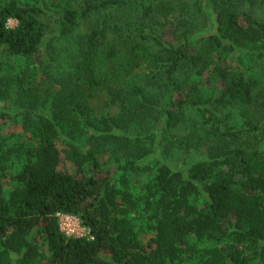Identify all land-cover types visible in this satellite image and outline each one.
Masks as SVG:
<instances>
[{"label":"trees","instance_id":"1","mask_svg":"<svg viewBox=\"0 0 264 264\" xmlns=\"http://www.w3.org/2000/svg\"><path fill=\"white\" fill-rule=\"evenodd\" d=\"M257 4L193 0L216 10L213 30L194 41L186 21L173 46L146 28L183 0H0V264H264V124L235 114L264 69ZM125 32L130 45L110 41ZM35 72L56 89L30 87ZM188 115L205 157L162 163L133 192L128 172ZM58 214L91 239L61 233Z\"/></svg>","mask_w":264,"mask_h":264},{"label":"rangeland","instance_id":"2","mask_svg":"<svg viewBox=\"0 0 264 264\" xmlns=\"http://www.w3.org/2000/svg\"><path fill=\"white\" fill-rule=\"evenodd\" d=\"M186 4L184 10L181 11L180 8H175L173 13L167 17L168 21L164 17H159L157 23L149 25L146 29L153 31L161 41L177 46L182 39L183 29L180 28L181 23L193 22L195 27L201 28L193 35V40L201 35L206 36L213 30V14L216 11L213 7L203 8L202 16L199 13H190V10H193V0H183ZM257 5L255 7H247V9L253 13L256 17L264 20V0H257ZM55 17V15H54ZM9 28H15L17 22L10 20L7 24ZM89 24H83L79 33L81 35H86L89 33ZM60 30L51 24L50 35H58ZM121 37L110 36V41L118 45H130V39L128 33L125 32L121 34ZM50 38V37H49ZM193 42V41H192ZM55 43V42H54ZM31 62V61H30ZM29 62V64H30ZM40 59H33L31 65H39ZM254 76L257 82V88L254 92L253 104L247 110L237 109L236 114V123L240 124L241 122L251 121L255 125L260 126L264 124V96L262 94V89L264 86V69L254 68ZM35 72L32 73L28 79L30 87L34 86L39 90L51 88L54 91L56 88L47 83L46 78L42 73ZM142 74L146 71L140 72ZM2 108H10V102L0 103ZM99 109V108H97ZM112 112H117L113 109ZM4 130L12 129L14 126L11 124H4ZM15 128V127H14ZM168 135L160 133L156 134L154 137V148L153 153L146 159L142 160L141 166L142 170H135L128 172V177L131 180V188L133 192H139L142 190L144 184L148 183L155 175L156 169L162 164L167 163L176 168H184L192 163L198 161L199 159L205 157V139L199 136L196 125V120L192 118V115H188L187 119L184 122L179 123L176 127L171 128L168 131ZM199 134V135H198ZM26 140L25 138H22ZM29 143V142H28ZM101 163H104L105 166L112 168L114 172V177L118 179L120 177V172L115 170V164L111 161L106 160L105 157L100 159ZM11 190V184L9 182L4 183V196L7 197L8 193ZM80 234H86V229L82 226L80 227ZM85 231H84V230Z\"/></svg>","mask_w":264,"mask_h":264},{"label":"built area","instance_id":"3","mask_svg":"<svg viewBox=\"0 0 264 264\" xmlns=\"http://www.w3.org/2000/svg\"><path fill=\"white\" fill-rule=\"evenodd\" d=\"M57 219H58L59 229L61 233H63L65 236L75 237V238H87L89 240L91 239L87 228H85L81 224L80 220L75 216L58 214ZM81 226L86 229V231L83 229L86 232V234H83V232L82 234H80Z\"/></svg>","mask_w":264,"mask_h":264}]
</instances>
